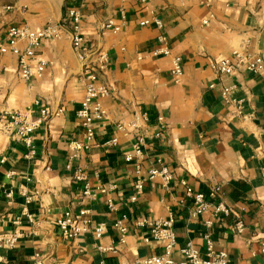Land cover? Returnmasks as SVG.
<instances>
[{"label": "crops", "instance_id": "crops-1", "mask_svg": "<svg viewBox=\"0 0 264 264\" xmlns=\"http://www.w3.org/2000/svg\"><path fill=\"white\" fill-rule=\"evenodd\" d=\"M72 6L81 10L84 36L110 56L101 74L111 91L102 101L107 118L97 122L96 142L69 160L70 142L84 138L77 117L85 97L84 60L66 33L43 40L27 58L33 71L45 63L41 76L23 78L20 57L0 53V117L20 111L40 118L47 112L32 147L15 130H0V238L21 233L11 248L0 241V264H37V254L43 264H99L103 259L106 264H135L165 251L163 241L145 240L150 228L138 223L171 217L176 234L172 255L178 262L188 244L204 254L211 239L217 250L228 253L230 264H263L264 76L244 70L218 76L211 62L236 49L264 58V0H0V35L11 25L38 30L61 23ZM152 12L163 19L173 54L185 60L180 83L172 78L171 57L151 56L159 30L140 23ZM109 18L125 24L120 32L104 28ZM27 45L22 41L18 46L24 51ZM224 87L242 102L240 112L224 101ZM135 112L149 120L143 177L162 160L175 179L169 190L160 181L155 186L147 182L138 200L130 202L135 170L124 156L136 138L117 125L128 123ZM158 117L167 126L160 136ZM112 138H118L115 146L101 145ZM78 167L93 189L114 185L110 195L116 212L109 211L105 195L82 204L81 186L73 180ZM180 180L210 202L222 201L229 213L210 209L192 218L193 200ZM217 187L215 199L211 194ZM82 206L107 226L101 239L62 237L57 220ZM123 215L129 227L125 243L115 227ZM97 245L114 251L98 252Z\"/></svg>", "mask_w": 264, "mask_h": 264}, {"label": "built area", "instance_id": "built-area-1", "mask_svg": "<svg viewBox=\"0 0 264 264\" xmlns=\"http://www.w3.org/2000/svg\"><path fill=\"white\" fill-rule=\"evenodd\" d=\"M147 2L148 0H140ZM82 13L79 7L72 6L67 11V18L61 23L48 24L45 27L33 30L28 25H11L5 33L0 35V53H12L20 57V70L22 77L31 79L34 76H41L44 70V62L40 64L37 71H33L28 64L27 58L35 55L42 41L51 38H59L62 33L67 34V38L72 42L74 49L79 53L81 59L84 60L83 80L85 83V97L81 103V108L77 111L81 125L84 129V138L82 141L70 142L69 160L78 158L83 150L89 149L96 138L97 122L104 121L107 118V111L102 101L110 95L109 87L101 80V74L107 70L110 64V56L104 49L94 48L86 36L81 32ZM143 26H155L159 33L157 35V47L152 50L151 56L161 57L169 56L172 59L171 75L176 83H180L184 77V61L180 55L173 54L170 47L169 39L164 31L165 24L163 19L155 12L151 16L144 19L141 23ZM124 23L116 24L113 18H109L103 24L105 29H110L114 32H120ZM27 41L28 45L24 51L19 49V43ZM211 67L218 76L228 77L236 72L244 70L250 74L264 76V58L259 54L250 53L244 49H236L230 57L222 59H214L211 62ZM214 85H212L213 87ZM230 87H224L221 90V95L227 104L232 105L239 112L241 111L242 102L237 101L232 97ZM59 110L58 112H60ZM47 114L42 111V117L29 118L26 113L6 112L0 117V130L8 133L15 130L19 139H21L28 147H32L33 134L42 125L43 117ZM158 128L161 135L162 131L167 127L164 119L158 117ZM149 123L146 114L134 113L132 119L128 123H120L117 125L118 130L122 132L134 133L136 142L133 150L126 153L125 161L134 164L135 179L133 181V192L130 196V202H136L140 195L143 194L147 182L155 186L160 181L162 187L166 190L171 189L173 182V172L162 163V160L154 162L148 170V178L143 177V162L145 161V153L143 146L145 143L146 134L144 128ZM118 143V138L101 143L104 147L115 146ZM70 167V164L68 165ZM73 180L81 186V201L87 199H97L100 195L106 196V204L109 211L116 212L117 207L113 197L110 195V190L114 185L106 187L104 185L93 189L88 180V175L81 167L75 169ZM180 184L184 187L185 193L193 200L192 218H199L210 209H214L216 213H229L228 207L222 201L210 202L204 193L195 192L189 187L186 180H180ZM220 188L217 187L212 192L211 196L217 199ZM91 210L88 207L82 206L77 212L73 209H68L59 217L57 224L61 235L66 240H78L81 237L91 235L94 239H101L106 232L104 223H97L91 218ZM126 216L123 215L115 223L116 229L119 231L120 241L126 242V237L129 231L128 225L125 223ZM211 226L213 223L208 221ZM139 226H148L150 228L146 241L151 240L163 241L165 251L161 254L139 259L135 264H230V258L226 251L217 250L212 244L211 239L207 241V248L204 254H201L191 243L182 249L183 260L177 261L172 253L176 246V234L174 230L173 217L168 220L155 221H140ZM238 229L241 230L243 223H237ZM21 233L17 230L7 235L5 238H0L8 247H13L20 238ZM97 251L105 253L114 251L112 247L96 246ZM264 252V242L261 244ZM106 260H102L99 264H106ZM37 264H43L40 255H36ZM264 264V263H263Z\"/></svg>", "mask_w": 264, "mask_h": 264}]
</instances>
